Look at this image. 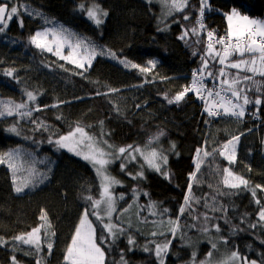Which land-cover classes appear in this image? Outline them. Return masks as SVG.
<instances>
[{"label":"trees","instance_id":"1","mask_svg":"<svg viewBox=\"0 0 264 264\" xmlns=\"http://www.w3.org/2000/svg\"><path fill=\"white\" fill-rule=\"evenodd\" d=\"M82 2L84 0H16L18 6L26 4L48 19L91 39L98 46L115 51L118 56L127 57L144 66L147 60L156 59L157 67L150 73H139L138 70L124 68L117 60L97 57L83 76L74 75L73 71L82 70L75 69L65 61H59L49 53L42 55L28 44L29 35L44 25L39 17L21 12L23 27L19 26L14 17L8 29L0 34V61H2L0 98L19 101L24 95L23 89H38L42 95L39 96L37 103L43 111L35 113V117L47 121L58 133L68 132L75 123L79 122L97 136L101 131L109 134L104 138L115 146L128 144L143 146L149 136L163 129L166 133L161 138L164 149L170 147V142L176 145L175 152L168 153L167 167L172 175L171 182L147 168L144 170L146 179L133 180L121 172L120 162L117 161L110 166V171L123 182L124 186L117 187L115 191L126 193L125 201H121L119 207L131 202V190L139 185L140 189L149 194L148 197H140V205H146L151 199L156 201L159 207L168 208L169 214L174 217L182 203L189 173L194 170L195 150L205 139H210L213 144H219L241 133L243 135H240L236 147V163L231 167L250 181V188H254L256 184L264 185V103L260 106L259 119L246 114L244 120L238 122L231 118L211 120L206 114H202V101L193 97L191 93L179 105H169L163 98L165 93L171 97L180 91L183 85L190 82L193 69L200 66L199 57L192 55L193 48L178 39L181 25L192 26L197 16L199 0H190V7L185 9V12L191 13L189 21L181 18L183 13L168 17L169 22L179 19V23H171L166 31L158 30L164 25L160 23L161 5L156 0H152V3H148V0H96L109 13L105 22L99 27L87 19L85 13L78 10V5ZM242 2L246 5L245 9H240L242 12L246 11L254 18L264 19V0H210L212 10L205 12L206 26L223 35L226 19L222 13ZM85 6L87 7L88 4L86 3ZM203 49L202 39L197 50L202 52ZM45 64L50 66L45 67ZM59 65H64L70 71H64ZM6 68L16 69L15 75L19 78V83L2 74ZM162 77L167 79H161ZM257 79L261 78L257 77ZM109 87L119 91L107 96L96 95L97 91L107 92ZM249 95L254 96V93ZM58 101L65 103L60 104L58 108L50 107ZM45 105L49 107L45 108ZM116 108L119 109L118 112ZM248 108L251 112L255 106L249 105ZM57 114L62 116L61 120L56 119ZM15 119L10 117L0 122V129L6 128L8 122ZM206 119L210 121L208 125H205ZM33 127L34 125L27 121L21 123L22 132L35 137L36 140L48 135V133L42 135L39 131L33 132L31 130ZM17 146L36 149L32 141L0 130V152ZM37 156L48 157L54 161L49 174L50 179L37 189L26 190L25 194L21 195L13 191L10 170L0 165V236L9 239L11 243V237L39 226L43 223L39 220V216L44 209L48 213V219L56 235L51 238L54 241L51 255H47L46 248L41 253L43 257L41 264H64L66 246L82 211L81 186L91 187L95 194L98 180L91 166L86 162L66 151L56 152L52 145L46 142L39 146ZM217 163L222 167L228 166L221 157H217ZM138 167V163H129L126 171L135 173ZM204 171L205 169L202 172ZM203 178L204 183L200 187L194 186V192L197 195L212 194L214 188H209V183L205 182L213 176L209 174L207 177L206 173ZM234 191L238 194L220 197L229 206L228 215L236 217L233 223H239V217L245 213L248 214L249 219L255 221L259 205L255 204L251 191L245 189ZM256 191L257 197L262 198L263 204L264 193L259 189ZM136 211L134 205L123 218L126 223L132 225L130 231L135 234L138 244H143L151 239L149 234L154 226L152 223L141 222ZM144 215L146 212L140 213L141 217ZM152 219L149 217V220ZM221 226L224 229L221 235L227 234L228 226L222 221ZM255 232L257 235H253L251 230L240 232L229 239L228 245L218 244L219 252H214V259L226 255L234 245L241 254L257 258L258 253L264 252V245H261L259 240L264 233H261L259 228ZM189 235L194 246L198 247V259L202 258L210 248L207 238L200 237L196 232H191ZM121 249L124 250L129 264H156L154 256L143 252L140 248L129 252L125 238L118 240L112 247L109 261L119 264ZM191 250L189 247L181 246L179 239L173 240L166 264H186ZM12 255H16L21 264H36L35 255L25 256L19 248L13 252L10 247L0 246V264H11Z\"/></svg>","mask_w":264,"mask_h":264},{"label":"snow or ice","instance_id":"2","mask_svg":"<svg viewBox=\"0 0 264 264\" xmlns=\"http://www.w3.org/2000/svg\"><path fill=\"white\" fill-rule=\"evenodd\" d=\"M156 2L161 5L160 23L164 25L163 28L158 29L160 31L168 30L171 23H179V19L168 21V17H173L177 13H183L181 18L184 21L191 19V13L185 12V9L190 7V0H156ZM148 3H152V0H148ZM245 8L246 5L242 2L222 13L226 19V29L223 35H220L216 30L209 29L204 22L206 10H212L210 0H199L197 16L192 26L181 25L178 39L193 48L192 55L199 57L200 66L193 69L190 82L183 85L180 91L171 97L167 93L163 94L167 104L179 105L191 93L193 97L202 101V114H206L211 120L231 118L242 122L246 114L259 119L260 106L264 103V19L254 18L246 11L240 10ZM78 10L85 13L87 19L97 27L102 25L109 15L96 0H84L78 5ZM21 12L39 17L44 25L29 35L28 44L42 55L49 53L59 61H65L75 69L82 70L73 71L74 75L83 76L97 57L117 60L124 68L135 69L139 73H150L157 67L156 59L147 60L144 66L127 57L118 56L115 51L98 46L91 39L79 35L63 24L49 20L26 4L18 6L16 0H7V2L0 0V34L8 29L14 17L19 26L23 27ZM202 39L204 49L200 52L197 46L201 44ZM49 66L45 64V67ZM59 67L64 71H70L64 65ZM15 73L16 69L6 68L2 74L19 83L20 80ZM118 91L119 89L109 87L107 92L97 91L96 95L107 96ZM23 92L24 95L19 101L0 98V122L10 117L16 118L9 121L6 128L0 130L30 140L36 146L35 150L17 146L0 152V165L10 170L14 193L25 194L26 190H35L50 179L49 174L54 161L48 157L37 156L39 146L45 142L52 145L56 152L66 151L86 162L91 166L98 180L95 194L91 187L81 186L82 211L66 246L64 264H115V261H109V254L121 238L126 239L129 252L140 248L143 252L152 254L156 264H166L172 242L176 239L180 240L181 246L192 249L186 264H264V252L258 253L257 258H250L246 254H241L235 245L226 255L214 259V252H219L218 244L228 245L229 239L238 233L251 230L253 235H257L255 232L257 228L264 233V204L261 202L262 198L257 197L256 191L259 189L264 193V185L256 184L254 188H250V181L231 167L236 163V147L243 133L231 136L219 144H213L210 139H205L195 150L194 170L189 173L182 203L174 217L169 214L168 208L159 207L158 203L151 199L146 205H140V197H148L149 194L140 189L139 185L131 190V202L119 207L120 202L125 201L126 193L115 191L117 187L124 186L123 182L110 171V166L117 161L120 162L121 172L133 180L146 179L144 170L147 168L171 182L172 175L167 167L168 153L175 152L176 145L170 142V147L164 149L161 138L166 135L165 131L159 129L149 136L143 146L132 144L115 146L104 138L109 134L101 131L97 136L79 122L75 123L68 132L58 133L47 121L34 116L35 113L43 111L37 103L42 93L38 89L27 88L23 89ZM249 93H254V96H250ZM62 103L65 102L58 101L50 107L58 108ZM249 105L255 106L251 112ZM44 107L47 108L49 105ZM115 110L119 111L118 108ZM56 119L61 120L62 116L57 114ZM24 121L34 125L31 129L33 132L39 131L42 135L43 133L48 135L36 140L35 137L23 133L21 123ZM209 122L206 119L205 125ZM100 123L103 125V121ZM176 155L178 156L179 153L177 152ZM217 157L223 158L228 166L222 167L217 163ZM129 163H138L139 167L135 173L126 171ZM202 169L205 171L202 172ZM206 173L218 178L215 187L211 183L208 184L209 188H214V192L197 195L194 186L200 187L204 183L203 177ZM240 189L250 190L255 204L259 205L255 221L249 219L248 214L245 213L239 217V223H233L236 217L228 215L229 206L220 199L238 194L234 190ZM134 205L137 209L136 215L141 222L152 223L154 226L149 234L151 239L143 244H138L135 234L130 231L132 225L126 223L123 218ZM142 212H146V215L141 217ZM149 217L153 219L149 220ZM39 220L43 223L26 233L11 237V243L9 239L0 236V246L10 247L13 252L19 248L25 256L35 255L36 264H41L43 259L41 253L45 248L47 255H51L54 243L51 238L55 237L56 233L46 210H41ZM221 221L228 226L227 234L221 235L224 232ZM136 231L138 232L139 229ZM191 232L206 237L210 244V248L202 258L198 259V247L193 244L189 235ZM259 240L260 244L264 245V236ZM11 264H21L16 255L11 256ZM119 264H129L123 249L120 250Z\"/></svg>","mask_w":264,"mask_h":264},{"label":"rangeland","instance_id":"3","mask_svg":"<svg viewBox=\"0 0 264 264\" xmlns=\"http://www.w3.org/2000/svg\"><path fill=\"white\" fill-rule=\"evenodd\" d=\"M50 20V19H49ZM58 23V22H57ZM58 24H60V23H58ZM72 30V29H71ZM74 31V30H73ZM74 32H76V31H74ZM77 33V32H76ZM79 34V33H78ZM80 35V34H79ZM67 51V50H66ZM94 62V61H93ZM89 70V69H88ZM202 171H203V169H202ZM209 176V174H207V177ZM203 180H204V178H203ZM211 183V184H213V185H216L217 184V182H218V178L217 177H213V178H209V179H207L206 180V182L205 183ZM264 204V203H263Z\"/></svg>","mask_w":264,"mask_h":264}]
</instances>
